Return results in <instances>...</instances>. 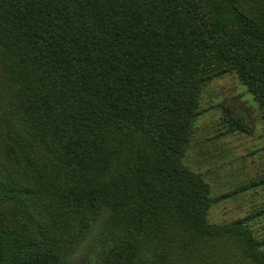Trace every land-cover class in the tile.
I'll list each match as a JSON object with an SVG mask.
<instances>
[{
  "label": "trees",
  "instance_id": "obj_1",
  "mask_svg": "<svg viewBox=\"0 0 264 264\" xmlns=\"http://www.w3.org/2000/svg\"><path fill=\"white\" fill-rule=\"evenodd\" d=\"M0 45L29 131L74 181L53 189L61 205L107 206L133 262L231 230L264 264L246 217L209 221L210 184L184 162L207 82L235 71L264 114V0H0ZM0 264L61 262L0 213Z\"/></svg>",
  "mask_w": 264,
  "mask_h": 264
},
{
  "label": "rangeland",
  "instance_id": "obj_2",
  "mask_svg": "<svg viewBox=\"0 0 264 264\" xmlns=\"http://www.w3.org/2000/svg\"><path fill=\"white\" fill-rule=\"evenodd\" d=\"M0 45V213L11 229L45 242L61 264H258L239 235L185 236L168 244L167 254H133L119 244L111 210L64 207L56 187L72 186L66 167L42 142L39 129L29 131L27 99L3 58ZM201 113L184 162L209 182L215 201L208 219L225 226L247 218L264 238V114L254 94L229 71L201 90ZM239 116L245 129L233 127L225 107ZM23 109L25 111H23ZM206 233V234H205ZM127 247V246H126ZM116 250H118L116 252ZM123 258H126L123 260Z\"/></svg>",
  "mask_w": 264,
  "mask_h": 264
}]
</instances>
